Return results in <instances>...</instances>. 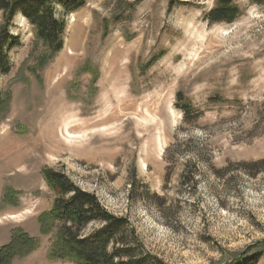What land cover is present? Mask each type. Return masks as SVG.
<instances>
[{
  "label": "rangeland",
  "instance_id": "obj_1",
  "mask_svg": "<svg viewBox=\"0 0 264 264\" xmlns=\"http://www.w3.org/2000/svg\"><path fill=\"white\" fill-rule=\"evenodd\" d=\"M216 1L57 6L64 48L44 67L33 26L14 18L20 45L0 72L10 98L0 112V248L17 229L37 247L11 264H72L51 260L52 236L40 232L55 198L46 169L127 218L142 252L166 264L264 251V0H233L240 17L212 24ZM53 121L61 149H33ZM75 126L82 141L65 134Z\"/></svg>",
  "mask_w": 264,
  "mask_h": 264
},
{
  "label": "trees",
  "instance_id": "obj_2",
  "mask_svg": "<svg viewBox=\"0 0 264 264\" xmlns=\"http://www.w3.org/2000/svg\"><path fill=\"white\" fill-rule=\"evenodd\" d=\"M85 5L86 0H0L4 20L0 28V72L10 73L9 53L20 45V39L10 32L17 15H22L33 26L36 47L43 48L39 66L44 67L64 48L66 24L57 18L56 7L71 14ZM240 13L233 0H217L208 14V21L232 24ZM9 100L0 94V112H4ZM177 107L188 117L189 108ZM43 175L55 195L51 210L39 218L41 234L52 236L51 260L72 264H166L143 253L128 219L107 211L95 194L81 189L61 172L46 169ZM91 227L95 228L87 232ZM36 247L35 238L17 229L10 243L0 248V264H11L14 258L25 257ZM261 260H264V251L258 249L253 253L249 248L238 258L221 264H259Z\"/></svg>",
  "mask_w": 264,
  "mask_h": 264
},
{
  "label": "bare ground",
  "instance_id": "obj_3",
  "mask_svg": "<svg viewBox=\"0 0 264 264\" xmlns=\"http://www.w3.org/2000/svg\"><path fill=\"white\" fill-rule=\"evenodd\" d=\"M63 102V101H62ZM58 106L60 107V108H62L63 109V106L61 105V104H59L58 103ZM62 111V110H61ZM59 112H60V110H59ZM63 116V115H62ZM65 116V115H64ZM56 119V118H55ZM66 120V119H65ZM63 121V120H62ZM111 121V120H110ZM54 122V121H53ZM52 122V123H53ZM61 122V121H60ZM105 122V121H104ZM51 123V126H50V131L47 133V134H45V135H41L40 134V136H38L36 139H35V142H33V149H37V148H44V150L45 151H54V150H60L61 149V141L59 140L60 139V133H59V130H58V122L57 121H55L53 124ZM62 123V122H61ZM60 123V124H61ZM107 123V122H106ZM59 124V125H60ZM69 124V123H68ZM75 124V123H74ZM49 125H50V123H49ZM66 125V124H65ZM100 125H102V124H96V126H100ZM96 126H94V127H96ZM90 126H87L86 128H89ZM67 128H69V127H67ZM66 128V130H65V134L67 135V137L69 138V139H71L72 140V142H74V141H79V140H83V138L80 136V135H75V134H73L72 132L74 131V132H80V131H83L85 128L84 127H82V126H75V127H71L70 129H67ZM64 134V133H63ZM62 136V135H61ZM74 140V141H73ZM76 143V142H75ZM81 143H83V142H81ZM82 146H83V144L82 145H80V146H76L75 148H77V150H82L83 148H82ZM72 148H74V147H72ZM22 163V162H21Z\"/></svg>",
  "mask_w": 264,
  "mask_h": 264
}]
</instances>
